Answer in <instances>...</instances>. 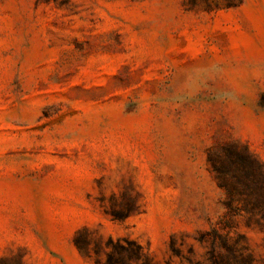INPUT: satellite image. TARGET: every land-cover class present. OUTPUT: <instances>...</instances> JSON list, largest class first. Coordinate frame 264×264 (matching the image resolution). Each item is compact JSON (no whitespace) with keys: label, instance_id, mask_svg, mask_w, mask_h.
<instances>
[{"label":"rangeland","instance_id":"1","mask_svg":"<svg viewBox=\"0 0 264 264\" xmlns=\"http://www.w3.org/2000/svg\"><path fill=\"white\" fill-rule=\"evenodd\" d=\"M226 1L0 0V264H264L262 180L211 159L264 162V0Z\"/></svg>","mask_w":264,"mask_h":264},{"label":"trees","instance_id":"2","mask_svg":"<svg viewBox=\"0 0 264 264\" xmlns=\"http://www.w3.org/2000/svg\"><path fill=\"white\" fill-rule=\"evenodd\" d=\"M243 0H227V7L236 6ZM193 4L197 0H192ZM211 159L213 160L214 170L217 171L218 177L223 181L224 186L229 194L236 192L250 195L253 191V182L259 177L264 184V162L258 156L251 153L248 148L240 152L236 144L221 147ZM253 194V193H252ZM115 214L117 218L128 216ZM88 227L79 229V233L88 231ZM76 246L86 256L91 257L92 252L96 254H105L102 264H153L144 251V247L136 240L130 237H113L108 235L104 245L95 241L92 245L91 239L80 241L78 235L74 239ZM101 262V261H100Z\"/></svg>","mask_w":264,"mask_h":264}]
</instances>
